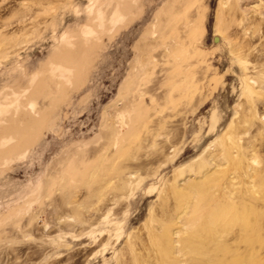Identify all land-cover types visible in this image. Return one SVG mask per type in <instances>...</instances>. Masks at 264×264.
Wrapping results in <instances>:
<instances>
[{
	"label": "rangeland",
	"instance_id": "374dc122",
	"mask_svg": "<svg viewBox=\"0 0 264 264\" xmlns=\"http://www.w3.org/2000/svg\"><path fill=\"white\" fill-rule=\"evenodd\" d=\"M217 204L264 264V0H0V264H192Z\"/></svg>",
	"mask_w": 264,
	"mask_h": 264
},
{
	"label": "bare ground",
	"instance_id": "6f19581e",
	"mask_svg": "<svg viewBox=\"0 0 264 264\" xmlns=\"http://www.w3.org/2000/svg\"><path fill=\"white\" fill-rule=\"evenodd\" d=\"M230 195L232 194H229V196ZM231 205L232 204L230 205L217 204L215 209H213L211 213H209L210 215L209 222L200 223V224L196 222L193 223V228H192L193 231L191 232L189 238L184 243V249L189 248L187 254H193L194 256L200 257L197 258L198 260H195V262L192 264H235V263L251 264L254 262L257 264H263V261L259 257H255V261L253 262L252 257H249L247 255L245 256L243 254L238 255L239 253L238 254L235 253V250H233L234 252H232L231 250H230L231 252H228L227 248H225L224 246H222V244H220V238L222 236L224 237V234L226 235V233L229 232L236 225L241 226V228L243 229L244 232L243 241L247 245L246 247H249L260 240L258 236L254 238V236L252 235V230L254 227V225H252L250 222L251 221L250 218H253L250 216L252 213L254 214V212H252L253 211L252 208H249V206L247 207V205L245 208H242L244 206L241 207L242 204H240V206L239 205L237 206L239 208L241 207L242 209H234V207ZM260 215H264V213L263 214L259 213L258 216ZM261 217H259L258 219H260ZM234 230L237 229H233V231ZM166 238L167 235L163 234L161 240L163 241L162 244L165 243L167 245ZM157 252H159V250H157ZM219 252L220 253L223 252L224 254L227 255L224 256L225 259L220 258L221 256L219 257ZM151 256L154 258L153 254H150L148 258L151 259ZM144 258L142 259L144 260ZM148 258L147 259L145 258V261H147ZM151 264L154 263L151 262Z\"/></svg>",
	"mask_w": 264,
	"mask_h": 264
}]
</instances>
